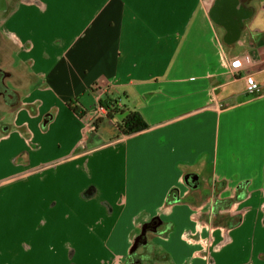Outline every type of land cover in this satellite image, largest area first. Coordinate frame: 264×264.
Returning a JSON list of instances; mask_svg holds the SVG:
<instances>
[{"label": "crops", "instance_id": "obj_1", "mask_svg": "<svg viewBox=\"0 0 264 264\" xmlns=\"http://www.w3.org/2000/svg\"><path fill=\"white\" fill-rule=\"evenodd\" d=\"M41 1L0 21V264H69L67 242L109 238L116 254L90 262L117 264L141 215L163 222L158 264H264V0ZM229 26H241L234 37ZM245 55L256 64L233 79ZM117 95L150 129L110 141L67 107L87 98L89 113ZM27 150L30 167H18ZM25 174L29 191L14 192ZM195 174L197 189L185 179ZM91 184L101 196L83 201ZM174 189L188 203L167 206ZM216 212L243 219L215 227Z\"/></svg>", "mask_w": 264, "mask_h": 264}, {"label": "trees", "instance_id": "obj_2", "mask_svg": "<svg viewBox=\"0 0 264 264\" xmlns=\"http://www.w3.org/2000/svg\"><path fill=\"white\" fill-rule=\"evenodd\" d=\"M98 86L94 84V86L91 87V89L94 92H97L96 89ZM121 98L114 99L112 96H109L105 100L101 101V104L106 106L109 110V113L103 117L99 118L95 121V129L94 132L98 134H107L109 133L110 141H117L123 136H132L135 134H138L140 132L146 131L150 129V125L147 123L145 117L143 114L135 107L131 105H120L119 101ZM78 99L75 101H71L67 104L68 109H70L74 114H76L81 119L86 118L87 112L83 111L81 113V106L77 102ZM29 152L23 151L20 153L17 157L21 158L25 163L29 162ZM17 157L14 158V162L18 163ZM187 180V184L192 187V180L193 176L185 177ZM193 188V187H192ZM98 186L92 185L88 189L84 191V197H92L96 194V191H98ZM194 189V188H193ZM176 189L172 190L171 193L168 196V199L166 201L167 206H173L175 203L179 202H185L188 203L189 196L186 198H180L178 195L175 194ZM217 195V194H216ZM209 197V196H208ZM234 203V200L230 199L227 202V207L232 206ZM243 216L242 215H235V216H229L223 213H217L214 216L213 226L218 227L220 225H224L229 228H235L239 226L242 222ZM143 215L139 216L137 218V223L141 224L140 227L145 223L143 222ZM153 222H156V224L162 223L161 219L159 217L153 218L149 224L153 225ZM169 230V229H166ZM169 231L167 232L168 236ZM155 249V247H154ZM154 258L151 259V261H154V259L161 257L160 255L154 254ZM159 261V260H158Z\"/></svg>", "mask_w": 264, "mask_h": 264}, {"label": "rangeland", "instance_id": "obj_3", "mask_svg": "<svg viewBox=\"0 0 264 264\" xmlns=\"http://www.w3.org/2000/svg\"><path fill=\"white\" fill-rule=\"evenodd\" d=\"M77 86H78V84H77ZM62 92V91H61ZM86 94V93H85ZM119 96V97H118ZM61 97L63 98V95L61 94ZM117 97L118 98H121L126 104H133V100H134V98H131V100L130 101H128V99L127 98H125V96L124 95H122V96H120V95H117ZM138 98V97H137ZM136 98V99H137ZM78 102L79 103H83V105L85 106V107H88V106H90V103H91V101L90 100H88L87 98L85 99L84 98V101H81V98H79L78 99ZM81 103V104H82ZM134 103H135V101H134ZM67 104V103H66ZM91 111V110H90ZM105 139V138H104ZM106 140H109L108 138H106ZM28 151V150H27ZM22 153V152H21ZM29 162H28V164L27 163H25L23 160H22V157L21 158H18L17 157V159H18V167H21V164L22 165H26V167H30V163H31V156H32V153H30L29 152ZM28 165V166H27ZM7 171H8V167L7 166H5V165H1L0 166V173H7ZM24 171H26V169L24 170ZM20 172H22L21 171V169L18 171V173H20ZM27 176H28V174H25V175H23V176H20V177H18V179H17V182H16V184H15V188H14V192H18V193H20V194H25V193H27L28 191H29V187H28V184H29V182H28V179H27ZM4 179V177H1L0 178V181H2ZM92 185H96L97 186V184H91V185H89L88 186V188L90 187V186H92ZM87 188V189H88ZM8 191V189H0V194L1 193H4V192H7ZM99 196H97L96 198H98V197H100L101 196V192L99 191ZM97 194H98V192H97ZM85 195H84V192H82V194H80V198L83 200V201H87V199H89V197H87V198H85L84 197ZM93 196H95V195H93ZM92 196V197H93ZM94 199H96L95 197H93ZM189 198H190V196H189ZM94 199H92V200H94ZM88 201H91V200H88ZM102 201L103 202H105L104 200H101L100 202L102 203ZM190 201H191V199H190ZM192 202V201H191ZM194 202H196V200H194ZM53 204H56V205H54V207H56L57 205H58V203H57V201H54L53 202ZM103 205H105V206H107L108 208L110 207L115 213L117 212V210H116V208H115V206H110L108 203H102ZM68 206V203L67 202H60V206H59V209L58 210H63V209H65L66 207ZM53 207V208H54ZM109 208V209H110ZM58 210H57V212H58ZM127 217H125L123 220H122V222L120 223V220H119V228H118V231L120 230V229H122V228H124L125 227V219H126ZM1 219V218H0ZM45 219H47L46 217H45ZM61 224H63L62 222H61ZM139 224V223H138ZM80 232V233H79ZM140 232V228L138 227L135 231H134V237H133V239L136 237V236H138V233ZM96 233V232H95ZM78 234L80 235V236H85L86 234H85V232H84V230H82V229H79L78 230ZM117 234H119V232L117 233ZM155 234H157V232L156 231H153V230H149V232H147V234H146V238H147V240L151 243V241L153 240V237L155 236ZM93 236L94 237H96V238H99L100 236H101V234H98V235H95V234H93ZM132 239V240H133ZM125 242H126V246L128 245L127 244V240H125ZM113 243H114V241L113 242H110V238L107 240V242H105L104 241V244L106 245V246H101V245H96L97 246V248H94V247H92L91 245H83V246H81V245H75L73 242H67V250H68V258H69V260H70V263L69 264H91V260H94V258H96L97 256H100V255H102V253L103 252H111V254H116V249H113L112 248V246H113ZM151 244H153V243H151ZM119 245H120V250L121 249H123V248H121V240H119ZM153 246V245H152ZM141 250V249H140ZM156 251V250H155ZM155 251H154V254H156V255H159L158 253H155ZM142 252V254L145 252V251H140V253ZM101 253V254H100ZM85 255H87V256H90V258H84L83 256H85ZM129 255V252H128V254L126 255V256H128ZM126 259V258H125ZM125 259H123V260H120L117 264H124L125 263ZM144 261H143V264H158V260H159V258H156V259H154V261H150L149 259H147V260H145V259H143ZM151 262V263H150ZM98 263V262H97Z\"/></svg>", "mask_w": 264, "mask_h": 264}, {"label": "flooded vegetation", "instance_id": "obj_4", "mask_svg": "<svg viewBox=\"0 0 264 264\" xmlns=\"http://www.w3.org/2000/svg\"><path fill=\"white\" fill-rule=\"evenodd\" d=\"M2 2V0H0ZM23 2H31L33 4H42L41 0H6V8L4 11H0V21H3L6 19V17L11 13V11L14 10L15 7L20 6ZM2 5L0 4V7ZM241 26H239L240 28ZM231 36H235V34L230 33ZM8 74L5 73L1 67H0V83L1 81L5 82ZM0 90H2V87H0ZM9 92V91H8ZM6 93V95L8 94ZM192 180V187L194 189L200 188L202 186L201 182H199L198 179L193 178ZM107 203V202H106ZM56 205V204H54ZM53 205V206H54ZM149 222L144 223L140 228V232L138 233V236H136L132 240L131 247L129 249V255L126 257V261L124 264H143V259L147 260L149 259L151 261L152 258H154V245L151 244L147 238L146 234L149 232V230H155L162 227V223L156 224V222H153V225L149 224ZM153 245V246H152ZM145 251L143 254L140 253L141 250Z\"/></svg>", "mask_w": 264, "mask_h": 264}, {"label": "built area", "instance_id": "obj_5", "mask_svg": "<svg viewBox=\"0 0 264 264\" xmlns=\"http://www.w3.org/2000/svg\"><path fill=\"white\" fill-rule=\"evenodd\" d=\"M255 64L256 63L251 56L245 55L237 58L234 62V69L231 71L233 79H237V76L239 75L238 72L242 73L243 71L254 67ZM246 90L250 95H261L263 92V87L257 81L249 80L247 82ZM108 113V108L102 105L101 102H98L96 105H94L89 113L87 112L86 119H88L93 129H95V121L99 118L105 117Z\"/></svg>", "mask_w": 264, "mask_h": 264}, {"label": "water", "instance_id": "obj_6", "mask_svg": "<svg viewBox=\"0 0 264 264\" xmlns=\"http://www.w3.org/2000/svg\"><path fill=\"white\" fill-rule=\"evenodd\" d=\"M0 4L2 5L0 7V11H4L6 8V0H2V2H0ZM229 28H230L232 34H236L239 26H229ZM0 87H2V90H0V96H5L6 93L8 92V88L6 87L5 82L1 81ZM106 135L110 136L109 133H107ZM189 176H192V175H187L186 177H189ZM194 176H193V178H198V175L195 174ZM98 195L95 194V196H93V197H97Z\"/></svg>", "mask_w": 264, "mask_h": 264}, {"label": "snow or ice", "instance_id": "obj_7", "mask_svg": "<svg viewBox=\"0 0 264 264\" xmlns=\"http://www.w3.org/2000/svg\"><path fill=\"white\" fill-rule=\"evenodd\" d=\"M238 63V62H237Z\"/></svg>", "mask_w": 264, "mask_h": 264}]
</instances>
